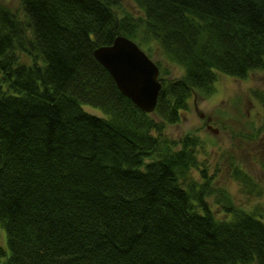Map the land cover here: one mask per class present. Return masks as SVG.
I'll return each instance as SVG.
<instances>
[{
  "label": "trees",
  "instance_id": "1",
  "mask_svg": "<svg viewBox=\"0 0 264 264\" xmlns=\"http://www.w3.org/2000/svg\"><path fill=\"white\" fill-rule=\"evenodd\" d=\"M18 1L0 3V264H264V211L215 188L199 135L165 134L218 74L264 70V0ZM118 36L157 59L151 114L94 57Z\"/></svg>",
  "mask_w": 264,
  "mask_h": 264
},
{
  "label": "rangeland",
  "instance_id": "2",
  "mask_svg": "<svg viewBox=\"0 0 264 264\" xmlns=\"http://www.w3.org/2000/svg\"><path fill=\"white\" fill-rule=\"evenodd\" d=\"M0 3L14 11L19 1L0 0ZM122 9L140 15L130 0H122ZM152 60L157 61L156 57ZM255 93H264L263 69L249 73L244 79L218 74L213 93L209 96L197 94L190 99V109L182 115L181 122L168 126L165 134L173 139L189 133L199 135L207 151L206 160L204 156L201 159L209 165V176L213 177L215 188L226 190L237 207L264 211V136L255 135L264 120V105ZM84 109L102 115L91 107L84 106ZM208 118L211 129L207 127ZM235 166L251 177L253 190L234 178ZM1 240L7 247L3 230Z\"/></svg>",
  "mask_w": 264,
  "mask_h": 264
},
{
  "label": "water",
  "instance_id": "3",
  "mask_svg": "<svg viewBox=\"0 0 264 264\" xmlns=\"http://www.w3.org/2000/svg\"><path fill=\"white\" fill-rule=\"evenodd\" d=\"M94 57L107 70L124 97L147 114L156 110L162 88L160 69L138 44L118 36L110 46L97 48ZM200 117L204 118V115ZM210 122L208 118L207 123ZM208 129H211L210 125Z\"/></svg>",
  "mask_w": 264,
  "mask_h": 264
}]
</instances>
